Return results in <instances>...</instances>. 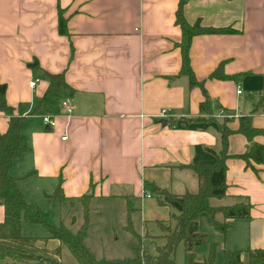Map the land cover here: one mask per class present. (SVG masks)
<instances>
[{
    "label": "crops",
    "instance_id": "obj_1",
    "mask_svg": "<svg viewBox=\"0 0 264 264\" xmlns=\"http://www.w3.org/2000/svg\"><path fill=\"white\" fill-rule=\"evenodd\" d=\"M179 2L0 0V83L13 109H0V134L11 116L22 118L28 146L10 174L27 203L49 211L51 222L74 234L85 222V210L91 211L83 245L96 259L113 244L93 229L103 210L115 213L116 227L130 236L124 228L131 209L156 256L179 215L161 203L160 191L178 197L198 193L194 168L217 163L226 126L227 196L209 205L249 203L251 217L226 220L218 214V222L231 225L222 235L208 213L211 230L203 229L202 214L199 233L209 235L193 250L198 263L215 258L214 264H225V252L238 250L248 264L246 251L264 248V164L249 166L239 158L252 144L239 129L241 119L250 117L255 129L264 130V0L186 1V21L203 30L190 49L191 68L203 88L191 87L182 75ZM61 14L67 36L59 32ZM208 29L229 33L207 34ZM66 98L75 105L70 116L62 107ZM44 114L57 118L54 129L42 124L38 116ZM253 142L264 147V134ZM4 219L0 203V222ZM38 227L43 228L24 221L27 242L15 246L60 261L69 249ZM136 248L137 243L134 253Z\"/></svg>",
    "mask_w": 264,
    "mask_h": 264
},
{
    "label": "trees",
    "instance_id": "obj_2",
    "mask_svg": "<svg viewBox=\"0 0 264 264\" xmlns=\"http://www.w3.org/2000/svg\"><path fill=\"white\" fill-rule=\"evenodd\" d=\"M187 0H180L177 10V24L180 26L183 38L178 47L182 53V75L188 76L191 87L203 88V84L196 80L191 68L190 49L195 36L203 30L200 27H192L184 16V6ZM59 32L67 36V24L63 15L60 16ZM207 34L229 33L227 30H204ZM219 74L214 73L211 77L216 78ZM55 84H59L60 77L50 76ZM224 77V76H222ZM7 86L0 83V109L3 112L12 113L13 109L6 101ZM205 93V92H204ZM205 96L206 93H205ZM22 118L11 116L9 128L5 134H0V203L5 209V219L0 222V264H64L55 258H47L25 249L15 246L24 244L26 239L22 236V223L38 225L47 230L49 239H55L66 246L79 264H177L176 251L180 244L185 245L188 256V264H214L215 258L210 263H198L193 252L195 247L205 243L206 237L199 233V219L204 213L212 216L215 231L226 235L231 225L220 223L215 217L222 214L226 220L249 219L251 217V205L249 203H238L233 206L211 207L209 201L212 199L221 200L227 196L228 185L226 181L228 156V137L231 131L223 126L222 146L218 154L217 163L211 167H195L194 171L199 180V191L196 194H186L178 197L164 191H160L163 197L161 203L176 209L179 213L174 216L177 224L174 229L168 228L166 244L157 249V255L151 256L140 249L136 256L127 261L124 260H103L96 259L83 245L84 230L88 226L90 211L85 210V222L77 234H74L64 224L56 225L46 221L43 210L37 204L27 203L22 191L19 188V180L12 177L10 171L16 160L20 159L27 151L28 146L23 143L21 137ZM239 133L246 136L251 146L248 151L239 156L249 166L251 162L264 164V147L254 143V137L264 134V130L255 129L250 117H243L240 121ZM61 190V187H59ZM89 196H86V198ZM85 198V197H83ZM132 210H129L128 217L131 219ZM126 230L137 236L133 229ZM248 264H264V248L248 250ZM61 249L55 255L60 256ZM242 251L225 252V264H245ZM11 260V263L8 262Z\"/></svg>",
    "mask_w": 264,
    "mask_h": 264
},
{
    "label": "rangeland",
    "instance_id": "obj_3",
    "mask_svg": "<svg viewBox=\"0 0 264 264\" xmlns=\"http://www.w3.org/2000/svg\"><path fill=\"white\" fill-rule=\"evenodd\" d=\"M103 212H105V213L102 215V217L100 218V216H98L97 218H95V221L92 223L93 229L95 231H98L97 235L101 234L103 237H105L109 240L112 238L111 241L113 242V244L111 245L110 249L107 251L108 253L107 252L105 254H102L101 252L97 253V254H99V256H104V257L99 258L98 260H100V261H103V260H107V261L124 260V261H127L129 259L134 258L136 256L137 252L140 251V249L147 252L148 255H151L153 257L155 256L156 247L150 241L145 240L144 237H142L141 229L139 227H137L136 218H133V216H131L132 217L131 219H129V218L127 219V225L124 228V230L130 234V236H127L123 232V230H118V227H116L119 218L115 219V215H114L115 213L113 214V216H110V215H108L107 211L103 210ZM43 213H44V217H45L46 221L51 222L52 217L50 216V212L46 210V211H43ZM73 213L76 216H78V213H76V211H74ZM91 213L92 212L90 211L89 217H88V223L91 220V219H89L91 217ZM203 219H204L203 223H202L203 229L207 230V231H208V229L211 230L210 216L205 213L203 215ZM92 221L93 220H91V222ZM206 221L208 223H206ZM67 222H68L67 224H69V221H67ZM83 225L84 224H82L81 227ZM89 227H90V225H89ZM112 227H114L118 231L116 233H112L111 232ZM126 228L133 229V231L136 233L137 236H134L132 233L128 232L126 230ZM37 229H40V231L41 230L45 231L43 228H40V227H38ZM86 230L87 229H85V231ZM204 235H205L206 240H207L209 233L205 232ZM116 238L117 239L119 238V241H117ZM115 243H118V245H115ZM136 243H137V248L135 249L136 251L134 253L133 252L134 249H132V248L133 247L135 248ZM204 245L205 244H203L199 247H203ZM193 252H194V250H193ZM31 253H35V252H31ZM35 254L43 256V257H47V258H52L50 256L41 255L38 253H35ZM60 257H61V259H59V260L64 264H79V262L69 252V250H65L64 253L61 254ZM8 262L11 263V260H8ZM176 263L177 264H188V256H187V253L185 250V245L183 243L180 244L179 247L177 248Z\"/></svg>",
    "mask_w": 264,
    "mask_h": 264
},
{
    "label": "built area",
    "instance_id": "obj_4",
    "mask_svg": "<svg viewBox=\"0 0 264 264\" xmlns=\"http://www.w3.org/2000/svg\"><path fill=\"white\" fill-rule=\"evenodd\" d=\"M40 82V80L36 79L32 82H30V87L31 88H35L38 83ZM239 93H241V91H239ZM62 107L64 109V113L67 115V116H70L73 114L74 112V109H75V105H74V101L72 98H66L63 100L62 102ZM167 116V112L166 111H163L162 114H161V117H166ZM227 118H231L232 116H225ZM38 118L41 120L42 124L44 126H47L49 127L50 129H54L57 125V118L52 116V115H48V114H44V115H39ZM62 140H66V137L62 138ZM148 198H150L151 196L150 195H147Z\"/></svg>",
    "mask_w": 264,
    "mask_h": 264
},
{
    "label": "water",
    "instance_id": "obj_5",
    "mask_svg": "<svg viewBox=\"0 0 264 264\" xmlns=\"http://www.w3.org/2000/svg\"><path fill=\"white\" fill-rule=\"evenodd\" d=\"M37 67V63H35V65H32L31 68H35ZM164 124H166V121L164 122Z\"/></svg>",
    "mask_w": 264,
    "mask_h": 264
}]
</instances>
